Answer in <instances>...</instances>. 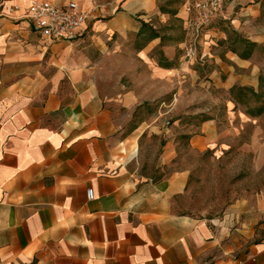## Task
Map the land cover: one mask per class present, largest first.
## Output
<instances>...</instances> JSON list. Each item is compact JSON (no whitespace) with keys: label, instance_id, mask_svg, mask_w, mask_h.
<instances>
[{"label":"crops","instance_id":"0c3cea01","mask_svg":"<svg viewBox=\"0 0 264 264\" xmlns=\"http://www.w3.org/2000/svg\"><path fill=\"white\" fill-rule=\"evenodd\" d=\"M32 1L0 0V264H264V176L220 217L180 208L192 175L185 145L202 152L219 136L217 120L187 140L180 119L163 120L183 113L191 61L172 64L158 35L143 62L119 54L161 15L160 0H49L94 10L62 42L10 12ZM142 110L152 117L135 123Z\"/></svg>","mask_w":264,"mask_h":264},{"label":"rangeland","instance_id":"374dc122","mask_svg":"<svg viewBox=\"0 0 264 264\" xmlns=\"http://www.w3.org/2000/svg\"><path fill=\"white\" fill-rule=\"evenodd\" d=\"M83 1L92 8L103 0ZM159 7L161 15L138 36L127 38L126 52L119 54L143 62L146 57L139 54L158 35L170 48L172 64L191 61L195 75L186 72L183 113H171L163 120L173 125L180 119L183 129L178 132L186 140L190 132L200 133L205 122H219L215 144L202 152L187 145L183 149L192 175L180 208L206 219L220 217L264 176V112L259 114L264 108V0H160ZM205 15L210 18L207 23L202 22ZM152 56L162 65L168 59L162 50L152 51ZM137 65L142 71L143 66ZM230 76L234 86L227 88ZM169 91L176 92L177 87L171 85ZM150 107L159 108L160 101ZM149 111H139L135 123L148 121ZM149 138L163 141L155 133ZM152 151L153 159L158 158V149Z\"/></svg>","mask_w":264,"mask_h":264},{"label":"built area","instance_id":"2783aa9c","mask_svg":"<svg viewBox=\"0 0 264 264\" xmlns=\"http://www.w3.org/2000/svg\"><path fill=\"white\" fill-rule=\"evenodd\" d=\"M10 12L19 13L21 17L29 20L33 33L51 41L62 42L74 39L86 27L94 10L83 11L74 1L60 6L49 0H33L30 6L26 8L14 6ZM208 19L210 18L205 15L202 22L207 23ZM88 198L90 200L94 198L92 190L88 191Z\"/></svg>","mask_w":264,"mask_h":264},{"label":"trees","instance_id":"16d2710c","mask_svg":"<svg viewBox=\"0 0 264 264\" xmlns=\"http://www.w3.org/2000/svg\"><path fill=\"white\" fill-rule=\"evenodd\" d=\"M264 112V108L260 109L259 114H262Z\"/></svg>","mask_w":264,"mask_h":264}]
</instances>
